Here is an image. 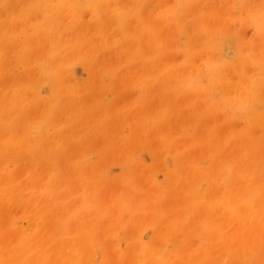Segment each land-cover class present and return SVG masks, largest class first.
Returning a JSON list of instances; mask_svg holds the SVG:
<instances>
[{
  "label": "rangeland",
  "instance_id": "1",
  "mask_svg": "<svg viewBox=\"0 0 264 264\" xmlns=\"http://www.w3.org/2000/svg\"><path fill=\"white\" fill-rule=\"evenodd\" d=\"M0 264H264V0H0Z\"/></svg>",
  "mask_w": 264,
  "mask_h": 264
}]
</instances>
